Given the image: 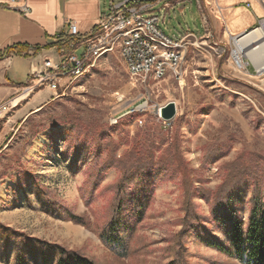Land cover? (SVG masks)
<instances>
[{
  "label": "rangeland",
  "instance_id": "1",
  "mask_svg": "<svg viewBox=\"0 0 264 264\" xmlns=\"http://www.w3.org/2000/svg\"><path fill=\"white\" fill-rule=\"evenodd\" d=\"M104 1L103 12H107L110 5L117 6L125 0ZM223 4V0H163L154 5L152 14L159 17V30L168 38L179 39L187 34L200 39L205 34L203 21L213 34L211 41H198L199 49L187 47L186 77L181 85L168 78L145 84L132 80L115 51L102 56L94 68L68 88L64 87L69 79L64 78L58 91L43 87L32 94L25 104H36L50 94L53 98L43 110L14 129L0 148L2 228L78 251L99 264H119L92 231L106 217L112 188L120 180L119 164L107 168L93 192L95 200L89 205L85 201L96 168L106 158L126 159L139 149L153 155L161 174L152 175L151 201L134 238L136 257L125 262L167 264L169 250L172 253L176 245L171 238L182 230L185 206L194 207L197 219L209 216V204L201 190L214 192L221 185L225 172L220 167L236 161L243 148L254 156H264V78L246 79L233 69L224 18L218 19L216 12L218 7L226 10ZM237 5L243 7L245 3ZM254 20L252 13L245 14L237 27ZM253 27L254 24L248 30ZM81 53L79 47L75 56ZM168 103L175 104L176 116L164 126L157 110ZM142 108L144 112L139 111ZM73 131L68 143L67 137ZM83 140L103 147L98 160L91 147L87 155L77 153L75 148ZM224 145L228 149L225 155L224 149L216 152ZM78 148L82 150L84 146ZM169 156L171 167H165L167 158H160ZM263 159L257 156L251 162L263 166ZM180 163L185 167V177L178 168L175 175L172 173ZM33 182L42 187L44 195L51 196L55 208L61 206L62 211L87 218L92 223L91 230L73 224L63 215L46 214ZM16 184L22 187L18 189ZM250 195L249 187L245 202ZM241 216L245 221L246 205L241 208ZM4 232L0 229V264H9L5 256L11 257L14 240L4 248ZM211 233L223 239L215 227ZM182 241L185 264H235L190 238Z\"/></svg>",
  "mask_w": 264,
  "mask_h": 264
},
{
  "label": "trees",
  "instance_id": "2",
  "mask_svg": "<svg viewBox=\"0 0 264 264\" xmlns=\"http://www.w3.org/2000/svg\"><path fill=\"white\" fill-rule=\"evenodd\" d=\"M81 40L79 37L72 36L64 42H58L56 47L60 57L65 60L66 56L80 45ZM12 50L14 48L9 49V52L7 51V57L11 55ZM69 123H74V120H69ZM72 134L74 131L68 135V143ZM95 139L97 140L98 137ZM80 146H84V148L80 150L78 148ZM90 147L95 149L96 160H98L103 152V147L97 143L95 145L91 142L87 144L86 140H83L75 149L79 150L77 151L78 154L87 155L91 151ZM226 147V145L224 148L220 146L216 152L220 153L224 149L223 154L225 155L228 152ZM138 150H134L126 159L106 158L96 168L95 177L91 179V186L87 190L85 201L86 205H89L95 200L93 192L102 182L107 168L119 164L120 180L112 188L113 198L105 210L106 217L102 223H96L98 226L92 230L107 253L119 264H126L125 261L136 257L134 255L135 246H133L134 238L138 226L147 214L148 203L151 201L152 175L156 173L158 177L161 174L153 155ZM257 156L264 157L261 155L254 156L243 148L236 161L225 163L220 167L219 170L225 172L221 185L214 192L201 190L209 204V218L197 219L199 216L194 207L185 206L182 230L171 238V241L176 245L175 248L171 249L172 253L169 250L167 264H185L183 262L184 241H182L184 238L194 240L231 263L264 264V164L263 166L252 164L251 161ZM162 158H167L164 163H168V165L164 166L171 167L169 162L172 161L171 156L161 157L160 160ZM259 159L257 158V160ZM177 168L181 174H184V177L187 176L182 163L178 164L176 169L173 167V175L176 174L174 170ZM3 178L9 179L10 177L4 176ZM16 185L18 189L22 187L19 184ZM33 185L41 200V207L46 214L60 217L63 215L66 220L73 224L91 230L92 223L90 224L87 218L77 217L67 211H62L61 206L55 208L50 202L53 201L51 196L49 194L44 195L42 187L37 183L33 182ZM249 187L251 195L245 202ZM245 205L248 208V216L244 221L241 216V208ZM212 227L222 233L223 239L211 233ZM0 229L5 231L4 238L1 240L4 248H7L10 241L14 240L11 257L8 254L5 256L6 263L9 261V264H99L78 251L67 250L58 245L32 239L1 226Z\"/></svg>",
  "mask_w": 264,
  "mask_h": 264
},
{
  "label": "crops",
  "instance_id": "3",
  "mask_svg": "<svg viewBox=\"0 0 264 264\" xmlns=\"http://www.w3.org/2000/svg\"><path fill=\"white\" fill-rule=\"evenodd\" d=\"M223 2V8L226 10L223 11L217 6L219 9L216 12L218 19L224 18V36L227 38V43L229 36L249 32L259 27L260 22H264V6L254 0H223ZM248 2L254 5H248L247 8ZM240 3H245V6H238L237 4ZM105 6L104 0H14L13 2L0 0V107L13 100L31 84V73L34 69L40 68L45 60H51L55 64L64 62L69 56L75 55L79 47L82 48L83 53L87 43L84 40L93 36L101 17L110 12L113 4L110 5L109 11L103 12ZM24 7L28 9L27 13L23 12ZM251 13L255 19L253 23L237 27L239 18ZM202 18L205 20L203 14ZM203 24L204 36L200 39L193 36L198 41L205 40L207 29L213 40V34L211 30L209 31L207 23L203 21ZM253 24L255 27L248 30ZM71 25L76 29V37L82 40L80 45L63 60L56 44L72 37L69 32ZM11 48L14 50L7 57ZM253 73V68L249 67V75L242 77L254 78ZM31 97L32 94L26 100L16 99L12 102L14 105L0 111V148L10 133L44 108L52 100L53 95L42 98L36 104L32 102L25 104Z\"/></svg>",
  "mask_w": 264,
  "mask_h": 264
},
{
  "label": "built area",
  "instance_id": "4",
  "mask_svg": "<svg viewBox=\"0 0 264 264\" xmlns=\"http://www.w3.org/2000/svg\"><path fill=\"white\" fill-rule=\"evenodd\" d=\"M160 1L163 0H158L155 4ZM254 1L264 6V0ZM155 4L152 0H125L117 6H112L110 12L101 17L93 36L84 40L87 43L80 57L71 55L66 61L57 64L51 60H45L40 68L34 69L31 73V84L13 100L0 107V111L14 105L12 102L16 99L26 100L36 90L43 87L52 92L58 91L64 78L69 79L64 87L68 88L73 81L94 68L102 56L115 51L132 80L145 84L147 81L159 82L168 78L181 85L186 77L184 65L187 47L199 49L198 40L195 38V42L184 44L183 41L193 35L186 34L179 39H171L161 33L158 27L159 17L152 14ZM246 6L248 8V4ZM27 11L28 9L24 7L23 12L27 13ZM262 25H264L263 21L254 30L237 36H229V61L238 74L249 75L248 68L252 67L254 78H264V69H256L253 62L245 55V49L238 47L241 38L260 29ZM69 32L71 36H76L74 26H70ZM206 34L205 40L209 41L212 36L207 29ZM213 46L218 48L215 43ZM257 47V42H251L249 45L253 52L257 50ZM161 108L157 110V115L163 125L167 126L169 122L160 118ZM139 111L144 112L145 108Z\"/></svg>",
  "mask_w": 264,
  "mask_h": 264
},
{
  "label": "bare ground",
  "instance_id": "5",
  "mask_svg": "<svg viewBox=\"0 0 264 264\" xmlns=\"http://www.w3.org/2000/svg\"><path fill=\"white\" fill-rule=\"evenodd\" d=\"M261 28L244 36L238 43L239 49H245V55L253 62L256 69H264V25ZM251 42L258 44L255 52L249 48Z\"/></svg>",
  "mask_w": 264,
  "mask_h": 264
},
{
  "label": "water",
  "instance_id": "6",
  "mask_svg": "<svg viewBox=\"0 0 264 264\" xmlns=\"http://www.w3.org/2000/svg\"><path fill=\"white\" fill-rule=\"evenodd\" d=\"M145 1V0H144ZM195 42L194 36H189L186 38L183 43H193ZM176 116V107L174 103H168L165 106H163L160 110V118L165 122L172 121Z\"/></svg>",
  "mask_w": 264,
  "mask_h": 264
}]
</instances>
